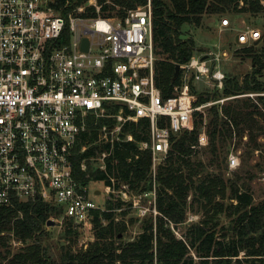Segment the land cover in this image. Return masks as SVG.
I'll list each match as a JSON object with an SVG mask.
<instances>
[{
	"label": "built area",
	"instance_id": "obj_1",
	"mask_svg": "<svg viewBox=\"0 0 264 264\" xmlns=\"http://www.w3.org/2000/svg\"><path fill=\"white\" fill-rule=\"evenodd\" d=\"M50 1L0 0V208L38 200L52 204L62 219L89 226L96 213L121 212L109 210L108 202L126 203L118 182L106 174L114 145L136 143L148 153L155 184V169L170 150L171 135L193 129L197 108L190 80L211 78L221 87L224 74L214 70V50L199 59L193 55L179 66L173 95L163 99L155 84L151 0L122 15H103V2L91 12L79 6L66 17ZM228 25L221 21V27ZM259 39L256 30L236 37L241 44ZM89 117L97 139L84 145ZM143 121L147 138L135 142L128 128ZM205 144L201 133L193 149ZM94 145L109 149L82 159L79 171L89 160L100 161L95 173L110 180L94 181L101 188L78 180L73 164L76 155ZM228 163L230 169L238 166L234 155ZM155 191L140 192L155 197ZM129 206L140 218L147 215L134 199ZM170 227L175 230L171 222ZM155 248L154 240V255Z\"/></svg>",
	"mask_w": 264,
	"mask_h": 264
},
{
	"label": "trees",
	"instance_id": "obj_2",
	"mask_svg": "<svg viewBox=\"0 0 264 264\" xmlns=\"http://www.w3.org/2000/svg\"><path fill=\"white\" fill-rule=\"evenodd\" d=\"M86 0H54L51 6L66 17L74 8L83 5ZM103 1H101L102 3ZM113 7L103 6L101 13L116 11L122 15L124 10L133 9L144 4V0H111ZM153 43L155 55V84L161 97L166 99L173 95L174 87L180 83L181 72L173 79L176 65H184L194 54V40L191 37L182 39V28L191 26L198 28L205 16L222 17L247 13L258 15L264 13V0H151ZM91 12V10H87ZM246 58L251 60L252 72L246 74L241 81L225 79L222 81V96L231 97L245 93H260L264 84L258 77L264 70V54H256L251 48ZM193 79L190 80V85ZM191 90L195 92L191 85ZM195 106L207 103L211 94H196ZM217 97V96H216ZM260 100V98H258ZM263 111L250 100L237 102L217 110L207 124L209 154L213 165L222 151L226 140L249 136L248 146L257 147L256 137L264 136V126L256 121V117L264 120ZM92 118L88 119V132L83 135V144H93L97 139V127L92 126ZM200 126L194 122L191 131H182L170 137V150L156 171L155 187L157 209L171 223H181L187 210V198L192 196V204L196 205L204 216L199 225L190 226L176 238L164 222L158 220L155 231L150 222H144L142 232L132 241L124 243L119 233L124 229V222L115 223L112 213L101 214L106 226L100 225V215L93 219L95 242L76 252L62 250L59 261L48 256L46 248L40 243L42 226L52 214L60 211L41 201L14 202L13 206L0 208V264H264V200L254 205L248 186L238 188L234 184L226 185L221 176L208 173L201 161L195 158ZM135 142L145 140L148 123L143 121L137 126L128 128ZM109 149V145L92 146L85 154L76 155L74 170L78 180L86 182L105 181L110 178L122 182L130 190L145 191L151 184L150 155L138 149L136 143L114 145L111 157L106 161V174L103 172L86 174L79 171L80 161L94 156L100 151ZM219 152V153H218ZM226 189L228 200L232 204L225 207L215 202L219 197L223 200ZM123 203L108 202L109 210L119 209ZM226 213L231 221L218 229L215 218ZM70 221L66 222L64 236L76 235ZM12 237V238H11ZM155 240V255L153 244ZM18 244L14 250L13 245ZM241 253L243 254L241 256Z\"/></svg>",
	"mask_w": 264,
	"mask_h": 264
},
{
	"label": "rangeland",
	"instance_id": "obj_3",
	"mask_svg": "<svg viewBox=\"0 0 264 264\" xmlns=\"http://www.w3.org/2000/svg\"><path fill=\"white\" fill-rule=\"evenodd\" d=\"M101 1L106 4L105 6H107L108 9L113 7L111 0H86V2L81 6L86 8L88 7L94 11V4L100 6ZM53 2L54 0H51L49 4L51 5ZM76 8L70 11V13L75 12ZM114 8L116 11L119 10L116 6ZM116 11L111 12L110 15L109 12H105V14L111 16L113 14H117ZM223 20H227L229 22L227 27L220 26L221 21ZM249 30H256L260 32V39L256 41H248L245 44L238 43L236 41L237 35L248 32ZM182 32L185 33L183 34L182 39L191 37L194 40L195 52L193 55L196 58H202L206 52L214 50V53L218 56L215 59L214 70H220V72L225 75V79L235 78L241 81L246 74H250L252 72L251 60L248 59V57L246 58L247 53L244 52V49L249 51L252 48L257 55L260 53L264 54V13L255 16L247 13L222 17L205 16L202 20L201 26L198 28L184 26L182 28ZM223 53L225 55H223ZM157 59L159 58L156 56V61ZM257 79L260 84H264V70ZM216 84L217 83L211 78L206 79L204 77L195 79L191 83L196 92L194 93V91H192L195 98L197 96L196 94H211V99L207 103L195 106L194 103L196 99L193 103L194 108H197V111L193 113V127L194 122H199V135L204 133L206 138V144L203 147L198 148L195 158L202 162L204 169L208 173L221 176L226 185L229 186L230 184H234L238 188L243 185L248 186L252 194L254 205H258L264 200V136L256 137L255 142L257 147L254 148L252 146H248V144H251V140L249 143V136L247 135V132H245L243 136H240L239 139L233 134L231 140H226L225 144H223L222 151L220 153L218 152V157L215 161H213V165H210L213 157L209 154L208 150L209 139L206 127L209 119L212 117V113L216 112L213 110L216 109L219 116H221V109L226 106L233 105L235 100H237V102L250 100L259 110L263 111L261 102L264 101V91L260 93H245L237 96L223 97L221 95L223 84L221 87ZM258 98H260L261 102L258 101ZM255 119L264 126V120L257 117ZM230 155H234L237 158L238 166L233 169L229 168L228 157ZM99 167L100 161L89 160L85 164V171L83 173L94 174L96 171L100 170ZM157 168L155 169L156 171ZM156 171L154 174L155 176ZM88 176L86 175V177ZM147 176L152 178L153 172H149ZM152 180V185L150 183L149 185L147 184V191L153 189L155 191L156 187ZM86 182L92 183L91 186L95 188H101L102 186L100 182H94L90 179ZM115 184L119 185L121 188L118 191V194L121 197L120 200L124 203L126 202L122 207V212H124L125 215L119 216L120 211H116V213L112 216L115 223L124 221V229L122 228V231L119 233V238L124 243L132 242L142 232L144 222L146 221L151 223L154 232L157 221L162 220V222H164V227L170 228L176 238H180V235H182L190 226L199 225L204 219L202 212L197 209L195 204H193L191 208L193 200L190 195L187 198L185 218L181 223H172L175 226V230H173V228H171L172 226L170 227L171 221L161 215L157 209L156 191L154 192L155 197H145L141 194L140 189L129 190L128 186L124 185L120 181ZM117 195H115V198H117ZM228 195L229 193L226 189L224 199L220 200L219 197H216L215 202L222 203L226 209L227 206L232 204V201L227 199ZM133 199L139 206L142 207V209L147 210V215H145V217L140 218L137 211L129 206L131 205ZM98 200L101 204L102 198H98ZM46 204L54 208L52 204ZM153 211L157 212V216L154 217L152 215ZM48 220L54 221L55 225L50 227L46 226V224L43 225L39 239L42 246L46 248L48 256H50V258L54 261L60 260L62 250L76 252L95 242V229L93 222L89 226L87 225L81 227L71 224L73 230L76 232V235L66 237L64 236V228L68 220L62 219L59 214L50 215ZM215 220L219 224V229L220 225L226 226L231 221V217L226 215V213H222L218 215ZM99 221L101 226H106L107 223L102 219V217L99 218ZM17 247L18 244L12 246L14 250ZM242 255L243 254L241 253V256Z\"/></svg>",
	"mask_w": 264,
	"mask_h": 264
},
{
	"label": "water",
	"instance_id": "obj_4",
	"mask_svg": "<svg viewBox=\"0 0 264 264\" xmlns=\"http://www.w3.org/2000/svg\"><path fill=\"white\" fill-rule=\"evenodd\" d=\"M84 50H86V41H84ZM179 65H176L175 66V69H174V75H173V79H175L179 73ZM55 223L54 221H51L49 220L47 223H46V226L50 227V226H54Z\"/></svg>",
	"mask_w": 264,
	"mask_h": 264
},
{
	"label": "crops",
	"instance_id": "obj_5",
	"mask_svg": "<svg viewBox=\"0 0 264 264\" xmlns=\"http://www.w3.org/2000/svg\"><path fill=\"white\" fill-rule=\"evenodd\" d=\"M215 69V68H214ZM220 71V70H219ZM222 73V72H221Z\"/></svg>",
	"mask_w": 264,
	"mask_h": 264
}]
</instances>
